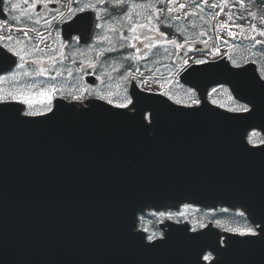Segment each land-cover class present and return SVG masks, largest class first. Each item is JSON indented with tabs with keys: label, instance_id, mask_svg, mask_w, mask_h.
Instances as JSON below:
<instances>
[{
	"label": "water",
	"instance_id": "obj_1",
	"mask_svg": "<svg viewBox=\"0 0 264 264\" xmlns=\"http://www.w3.org/2000/svg\"><path fill=\"white\" fill-rule=\"evenodd\" d=\"M13 65L0 62V73ZM181 79L199 105L133 86L135 111L57 99L54 114L25 116L23 103L0 102V264H264V240L214 225L167 221L155 246L138 230L148 208L185 202L241 207L264 227V142L248 141L264 134V79L254 63L225 57L191 64ZM217 84L251 115L212 103Z\"/></svg>",
	"mask_w": 264,
	"mask_h": 264
},
{
	"label": "flooded vegetation",
	"instance_id": "obj_2",
	"mask_svg": "<svg viewBox=\"0 0 264 264\" xmlns=\"http://www.w3.org/2000/svg\"><path fill=\"white\" fill-rule=\"evenodd\" d=\"M13 3H17L19 7L13 11H6L5 5H3V13L4 18H0L2 20H8L11 24V17L16 16L21 20L20 23L14 24V28H24L27 25L28 28H36L42 33L44 42L40 44V49L42 51H34L33 56L27 55L26 59L28 61L37 60L38 63H27L24 68H17L16 66L10 70L9 72L3 73L0 75V88L2 90L5 89L6 79L8 80L9 76L15 75L19 70H24L26 68H40L47 67V72L43 76H39L36 74H32V77H27L26 79H30L32 81H49L55 82L56 80H52L51 76H58L56 73L58 70L63 68V76L68 75L67 70H71L73 75L67 76L70 78L69 82L71 85H75L76 83L81 84L80 77L86 81L87 76L99 75L101 79L97 80V84L90 87L88 85H93L87 83L90 90L86 92H72L71 89H68L66 92L58 91L54 100L58 97H63L65 99L76 101L78 103H88L91 99H98L99 94H107L108 92H114L113 85L119 86L122 89L119 91L125 95L124 86H128V92L131 93V84L124 81L118 82L116 78L122 76L125 72V63L124 57L125 51L127 49L132 48H121L119 37V31H124L125 35L131 37L133 34L127 31V28L130 26V22L127 18L120 19L123 16L124 12L128 10V5H116L114 3L107 4H97V8L101 9L99 15L101 19L99 21L96 20V12H93L91 9L85 8V5L89 2L95 3L96 0H62L60 3H49L48 7L45 9L42 5H37L35 11L29 9L28 13L22 16V12L24 9L28 8V5L24 3V0H11ZM30 2V0H29ZM136 3H140L141 0H135ZM157 7H173V5H168L167 3L163 5H157ZM77 8H85L84 12L74 11ZM107 8L108 11L105 12L103 9ZM70 9L72 11H70ZM132 20L137 22H145V18L150 14L151 9H147L144 7H136L132 10ZM62 13V15H61ZM139 13V15H137ZM27 15H31L32 20L39 19V23H32L27 19ZM79 17H88L90 20V26L85 29L81 24H74V21ZM174 12L167 13L166 11L161 14V19L164 21L168 27L160 26V31L167 32L168 38L171 39V31L173 28L179 30L182 34L181 37L185 41L182 42L179 47L182 50L181 57L184 54H188V33L189 27L188 22L183 19L173 18ZM183 17V16H182ZM181 20L180 29L176 27V23L174 21ZM46 21L50 23H46ZM100 23L102 25L101 28H96L95 24ZM158 22L155 17H153L152 24L155 26ZM110 27H115L117 29L116 32L109 31ZM140 30L138 29L137 32ZM0 34L7 36L9 34V27L7 25L3 26ZM145 34L149 36H156L157 33L151 32L148 33L145 30ZM201 39L207 41L205 43L209 48L212 47V40L208 36V24H203L200 29ZM11 35L15 38L17 36L23 37V32L20 31H12ZM29 35L33 37V40L28 43L27 51L30 52L32 50V45L36 42V35L34 32H29ZM109 36L110 39L115 44V50L111 52L105 51L103 56H97L98 50H105L111 47L108 41L101 42V38L103 36ZM82 39L85 41L83 42ZM177 41V40H176ZM4 43H8L4 41ZM19 47V45H17ZM128 53V52H127ZM62 54V55H61ZM176 56V55H175ZM54 58V59H51ZM17 63H19V58L16 57ZM127 68L130 62L126 60ZM129 62V63H128ZM93 64L94 66L89 68L87 67L89 64ZM81 67V68H79ZM113 67H121V70H115L113 73ZM110 68V71H109ZM263 68V67H261ZM82 69V70H78ZM116 83V84H113ZM80 96L82 100H77L74 97ZM6 100V99H5ZM20 100V99H19ZM53 100V102H54Z\"/></svg>",
	"mask_w": 264,
	"mask_h": 264
},
{
	"label": "snow or ice",
	"instance_id": "obj_3",
	"mask_svg": "<svg viewBox=\"0 0 264 264\" xmlns=\"http://www.w3.org/2000/svg\"><path fill=\"white\" fill-rule=\"evenodd\" d=\"M60 3L62 2V0H24V3L28 5V8L24 9L22 12V16L26 15L29 11V9H31L32 11H35L37 5H42L45 9L48 7L49 3ZM78 2V0H77ZM189 3L194 4L197 8H200L201 11H203L204 9L201 8V4L207 5V0H199V2H197V0H188ZM252 3L253 0H234V3L239 4L241 7H243L245 5V3ZM0 3H2L3 5L7 6L6 7V11H13L16 10L19 5L17 3H13L11 2V0H0ZM107 3H114V6L116 5H128V10L124 12L123 16L120 17V19H125L127 18L128 21L130 22V26L127 28L128 32H131L133 35L131 36V38H129V36L125 35L124 31H119V41L120 43V47L123 49L125 47L128 48H133L136 50V52H141V48L139 47L140 44L143 45L144 49H154L158 46L159 43V37H164V42L165 43H171L173 45H177V41L175 38H168V33L167 32H163L160 31V26L163 25L164 27H168L167 24L164 23V21L161 19V14L164 13L165 11L167 13H172L174 11L173 7H157V5H163L165 3H167L168 5H173L177 3V0H141V2L138 4L135 2V0H96L95 3H91L89 2L88 4L85 5V8L91 9L93 12H96V20L99 21L101 19V16L99 15V12L101 11V9L97 8V4H107ZM221 3L224 4L225 6L229 3V0H221ZM136 7H144L147 9H151L150 14L145 18V22H137V21H133L132 20V15H133V9H135ZM187 7V4L185 3H179V9L183 10ZM210 8L215 9V8H219V12L214 13L213 18H215V16L220 15L221 13H225V7L220 6V4H217L215 2H213L210 6ZM85 8H77L74 11H79V12H84ZM247 10V9H245ZM70 11H72L70 9ZM103 11L107 12L108 9L105 8L103 9ZM192 14H196V13H192ZM62 15V13H61ZM137 15H139V13H137ZM225 15L227 16V20L223 21L222 24L224 27H226L228 29V35L232 40H235L236 36L238 35L235 32H232L231 29L233 27L235 28H239L241 29V32L239 33L240 35L244 34V30H243V25L242 24H238L236 23V21L233 18V14L231 12L225 13ZM249 15L255 17L257 14L256 13H252L251 11H249ZM153 17H155L156 21L158 22L155 26H153L152 21H153ZM173 18H178V17H173ZM27 19L30 20L32 23L38 24L40 21L39 19L36 20H32L31 15H27ZM262 19V24L260 26H258L257 24H252L251 25V30L255 33H257L259 36L264 37V17L261 18ZM11 21L12 23L10 24L8 20H2L0 21V31H2L3 26L7 25L9 27V34L7 36H4L2 34H0V49H5L6 51H0V62L8 60L11 61L12 63L16 64L17 68H21L23 69L25 64L27 63H33L36 64L38 63L37 60H33V61H28L26 59L27 55H30L31 53L27 51L28 48V43L31 42L33 40V37L29 35V32H34L36 35V42L32 45V51H42V49H40V44L44 42V38L42 33L39 32L38 29L36 28H28L27 25H25L24 28H14V24L16 23H20L21 20L18 19L16 16H12L11 17ZM46 23H50L48 21H46ZM74 24H81L85 29H87L90 26V20L88 17H79L76 21H74ZM96 28H101L102 25L100 23H96L95 24ZM140 30L139 32H137V30ZM145 30L148 33L151 32H155L157 33L156 36L152 37V36H148L145 34ZM12 31H22L23 32V37H13L11 35ZM109 31L112 32H116L117 29L115 27H110ZM217 38H222V37H217ZM245 38L250 39L252 41H254L253 43V48H256L257 45H264V40H260V39H256L255 36H246ZM4 41H7L8 43H4ZM103 41H108V43L111 45V47H109L108 49L105 50H98L97 51V56H103L105 51L107 52H111L115 50V44L113 43V41L110 39L109 36L105 35L101 38V42ZM224 43H228V41H223ZM204 43H207V41H204ZM17 45H19V47H17ZM178 47L182 46V45H177ZM260 54L264 55V48L259 49ZM11 53V56H9L8 54ZM62 55V54H61ZM18 57L19 58V63H17L16 61L12 60V57ZM231 59V56L229 57ZM54 59V58H51ZM125 59H131V60H137V59H147V55H142V56H136L135 54H132L130 57H125ZM195 63L197 64H204L205 60L203 59H198L195 61ZM232 63L234 66L236 67H241V65L239 63H237L236 60H232ZM93 64H89L87 67L91 68L93 67ZM78 70H82V69H78ZM48 70L44 67H40L38 70H36L35 74L39 75V76H43L45 75V73ZM68 71V75L72 76L73 73L71 70H67ZM136 71H139V69H137ZM129 75L123 77V79L127 80L129 82V84H131L132 81H136L134 85H131L133 87L139 88L142 84H146V81L143 80H136L135 77V73L131 70V68L128 69ZM62 72H57L56 75H62ZM24 75H28V73H24ZM52 80L56 79V76H51L50 77ZM97 80L101 79V77L99 75H97L95 77ZM2 79V78H0ZM94 86L90 85V87ZM128 86L129 85H125L124 86V91H125V95L121 96L118 93H112V92H108L107 94H99L98 95V99L106 101V103L110 106H113L116 109H130L132 111L136 110V105H137V101L133 98V95L128 92ZM60 91L59 89L56 88L55 85H52L50 89L41 91L39 93V95L41 96H45L46 97V106H47V111L50 113L54 114V105H53V100L57 94V92ZM216 89H213V92H215ZM161 95H166V93H160ZM11 95V94H10ZM77 100H82V97L77 96L74 97ZM22 103H28L30 104L31 101L28 98H23ZM200 103L199 100H193L192 104L193 105H198ZM229 111H237V112H243V113H248L249 115H251V111L248 108L247 105H241L239 108L237 109H229ZM40 113H36L33 111H26L24 113L25 116H35V115H39ZM19 115V114H17ZM185 207H187V205H185ZM223 211H227V209H224ZM153 215H157V213H153ZM158 215L160 217H164L165 215H167V218L171 219L172 218V213H164V212H159ZM177 216H182L183 213L178 212L176 213ZM239 215L241 217L244 216V212H240ZM220 221H216V224L219 225ZM201 228L206 227V225L201 224L200 225ZM227 231L233 232L237 235H239L240 237H254L256 239L259 240H264V227H260L258 230L253 228V227H248V228H229L226 229ZM144 231H147V229H144ZM192 232H196V228H192L191 229ZM157 237L155 233H152L151 235H148L146 237V240L148 242L149 245L155 246V241H156ZM160 239L163 240L164 236L163 234H161ZM210 256H204L205 260L210 259Z\"/></svg>",
	"mask_w": 264,
	"mask_h": 264
},
{
	"label": "rangeland",
	"instance_id": "obj_4",
	"mask_svg": "<svg viewBox=\"0 0 264 264\" xmlns=\"http://www.w3.org/2000/svg\"><path fill=\"white\" fill-rule=\"evenodd\" d=\"M192 20L189 22L190 32H189V38H193L196 36V30L201 26L203 22H208L211 24V20H201L198 19L196 16L191 17ZM177 27L180 28V24H177ZM149 36V35H148ZM152 37H154L152 35ZM131 38V37H129ZM196 38V37H195ZM194 41H197L196 39H193ZM191 40V41H193ZM177 45H180L177 41ZM177 45H173L171 43H165L164 37H159V43L158 46L154 49L148 50L144 49L143 45L140 44L139 47L141 48V52H136L135 49H127L125 51L124 57V63H125V69L126 71L124 74L118 78V82L124 81L127 83L128 81L123 79V77L128 76L129 72L128 69L131 68V70L135 73L136 80H143L146 81V84H142L140 87L146 89L148 86H152L154 91L166 93L170 98H172L174 101L186 105L192 104V101L199 100L198 92L190 87L189 85H186L183 83L180 79V72L184 66L191 62H195L198 59H208L213 56L212 54H203V53H197V54H184L183 58L177 59L175 58V55L177 56L180 52V49ZM192 47V44L189 43V48ZM128 52V53H127ZM30 56H33L34 51L30 50ZM132 54H135L136 56H142L147 55V59H137V60H131V59H125V57H130ZM126 60L130 62L128 64V68L126 65ZM128 62V63H129ZM47 69V67H44ZM81 68V67H79ZM139 69V71H136ZM36 70L38 68H26L24 70H19L15 75L9 76L8 80L6 79V86L5 89L2 90L0 88V100L5 99H20L28 98L31 103H25L27 106L26 111H33L36 113H41L44 111H47L46 106V97L39 95L41 91L50 89L52 85H55L57 89H59L62 92H66L68 89H71L72 92H86L90 90L86 81L81 79V84L76 83L75 85H71L69 80L70 78L67 77L68 75L63 76L58 75L56 76L55 82H49V81H32L30 79H26L27 77H32V74H35ZM63 71V68L59 69L58 72ZM110 71V68H109ZM28 73V75H24V73ZM129 83V82H128ZM116 84V83H113ZM88 85V86H87ZM114 92L112 93H118L119 95L123 96V91L120 92L119 90L122 89L119 86L113 85ZM213 89H216L215 92H213ZM210 91L209 98L216 104L226 108V109H237L241 105H247L239 100H237L233 94L231 93L230 89L226 85H220L216 86ZM11 94V95H10ZM248 106V105H247ZM249 107V106H248ZM25 111V112H26ZM252 141L253 138L256 139L255 143H261L264 141V135L260 131H254L252 132L251 136ZM187 205V207H185ZM199 208L195 205L191 204H184L183 207L179 210H167L162 211L164 213H172V218H167V215L164 217H160L157 213L155 215L159 218L160 224L164 223L167 220H174V221H180L179 217H182L181 222H190L193 226V228H200V225H206L209 222L216 223V220L214 221H204V214L200 213ZM181 212L183 213L182 216H177L176 213ZM189 216H191L189 218ZM219 219V218H218ZM226 223L232 224L235 227L238 228H248L253 227L256 229V226L248 221H244L240 218H229L228 220H224ZM148 235H151L152 233L156 234V237L159 238L161 234H163V229L159 227L157 230H147Z\"/></svg>",
	"mask_w": 264,
	"mask_h": 264
},
{
	"label": "trees",
	"instance_id": "obj_5",
	"mask_svg": "<svg viewBox=\"0 0 264 264\" xmlns=\"http://www.w3.org/2000/svg\"><path fill=\"white\" fill-rule=\"evenodd\" d=\"M260 1H264V0H260ZM224 209H219L217 211H206V210H201L202 212H206L208 213V215L206 213L205 216H207L206 220H216V221H220V224H222L223 227H231V228H238V227H235L234 225L232 224H229V223H226V221L224 220H228L229 221V218H240L244 221H247V217L246 215L244 214L243 217H241L239 215L240 212H243L241 210H228L225 212L223 211ZM219 218V219H218ZM159 223H160V220L158 217H156L155 215H153L152 212L150 213H147V215L145 216H142L141 219H140V227L141 228H145V229H148V230H156L159 228Z\"/></svg>",
	"mask_w": 264,
	"mask_h": 264
},
{
	"label": "bare ground",
	"instance_id": "obj_6",
	"mask_svg": "<svg viewBox=\"0 0 264 264\" xmlns=\"http://www.w3.org/2000/svg\"><path fill=\"white\" fill-rule=\"evenodd\" d=\"M147 89H150V90H155V89H153L152 88V86H148V87H146Z\"/></svg>",
	"mask_w": 264,
	"mask_h": 264
}]
</instances>
